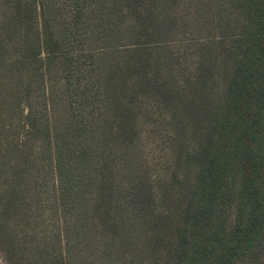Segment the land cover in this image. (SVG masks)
<instances>
[{
  "label": "trees",
  "instance_id": "obj_1",
  "mask_svg": "<svg viewBox=\"0 0 264 264\" xmlns=\"http://www.w3.org/2000/svg\"><path fill=\"white\" fill-rule=\"evenodd\" d=\"M0 264H264V0H0Z\"/></svg>",
  "mask_w": 264,
  "mask_h": 264
},
{
  "label": "rangeland",
  "instance_id": "obj_2",
  "mask_svg": "<svg viewBox=\"0 0 264 264\" xmlns=\"http://www.w3.org/2000/svg\"><path fill=\"white\" fill-rule=\"evenodd\" d=\"M186 39H190V36L188 35L186 37ZM152 127L154 129H152L153 131L151 132V137L150 140L148 141L149 144L146 147V151L149 154H156V153H161V149H163L162 144L159 143V138L163 135L168 134L166 131L163 130V126L162 125H155L153 124ZM150 128V127H149ZM155 164H153L154 166ZM153 170L155 171V168H153Z\"/></svg>",
  "mask_w": 264,
  "mask_h": 264
}]
</instances>
